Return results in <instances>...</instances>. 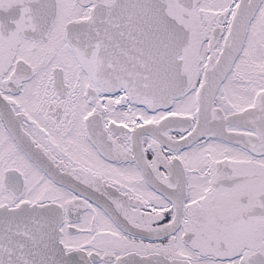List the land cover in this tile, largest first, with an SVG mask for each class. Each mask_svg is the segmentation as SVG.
Listing matches in <instances>:
<instances>
[{"label": "snow or ice", "instance_id": "obj_1", "mask_svg": "<svg viewBox=\"0 0 264 264\" xmlns=\"http://www.w3.org/2000/svg\"><path fill=\"white\" fill-rule=\"evenodd\" d=\"M0 264H264V0H0Z\"/></svg>", "mask_w": 264, "mask_h": 264}]
</instances>
